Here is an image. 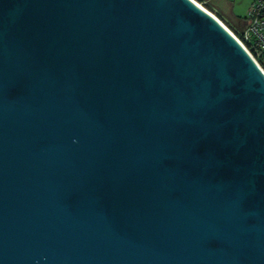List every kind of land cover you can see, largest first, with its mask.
Masks as SVG:
<instances>
[{"label":"water","instance_id":"obj_1","mask_svg":"<svg viewBox=\"0 0 264 264\" xmlns=\"http://www.w3.org/2000/svg\"><path fill=\"white\" fill-rule=\"evenodd\" d=\"M0 264H264V76L191 0H0Z\"/></svg>","mask_w":264,"mask_h":264},{"label":"built area","instance_id":"obj_2","mask_svg":"<svg viewBox=\"0 0 264 264\" xmlns=\"http://www.w3.org/2000/svg\"><path fill=\"white\" fill-rule=\"evenodd\" d=\"M234 36L264 76V0L252 2L247 12L246 25Z\"/></svg>","mask_w":264,"mask_h":264},{"label":"rangeland","instance_id":"obj_3","mask_svg":"<svg viewBox=\"0 0 264 264\" xmlns=\"http://www.w3.org/2000/svg\"><path fill=\"white\" fill-rule=\"evenodd\" d=\"M252 2L253 0H207V2L200 4L235 35L246 25L247 12ZM227 5L232 7L234 17L231 16Z\"/></svg>","mask_w":264,"mask_h":264},{"label":"bare ground","instance_id":"obj_4","mask_svg":"<svg viewBox=\"0 0 264 264\" xmlns=\"http://www.w3.org/2000/svg\"><path fill=\"white\" fill-rule=\"evenodd\" d=\"M192 2H194L196 5H198L200 8H202L204 11H206L209 15H211L224 29L225 31L236 40L235 36L229 31V29L217 18L215 17L211 12H209L208 10H206L200 3H198L196 0H191Z\"/></svg>","mask_w":264,"mask_h":264},{"label":"trees","instance_id":"obj_5","mask_svg":"<svg viewBox=\"0 0 264 264\" xmlns=\"http://www.w3.org/2000/svg\"><path fill=\"white\" fill-rule=\"evenodd\" d=\"M198 3H201V4H203V3H205V2H207V0H196ZM219 16V15H218ZM242 30V29H241ZM240 30V31H241ZM240 31H238V32H236L235 33V35H238L239 33H240Z\"/></svg>","mask_w":264,"mask_h":264},{"label":"crops","instance_id":"obj_6","mask_svg":"<svg viewBox=\"0 0 264 264\" xmlns=\"http://www.w3.org/2000/svg\"><path fill=\"white\" fill-rule=\"evenodd\" d=\"M254 1V0H253ZM252 4V3H251ZM228 6V5H227ZM229 7V6H228ZM229 12H230V14H231V16L232 17H234V14H233V9H232V7H229Z\"/></svg>","mask_w":264,"mask_h":264}]
</instances>
